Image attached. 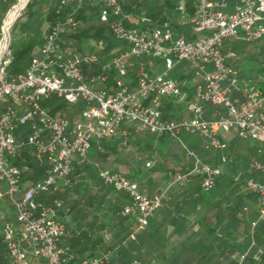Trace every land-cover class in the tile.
Listing matches in <instances>:
<instances>
[{
    "label": "built area",
    "instance_id": "built-area-1",
    "mask_svg": "<svg viewBox=\"0 0 264 264\" xmlns=\"http://www.w3.org/2000/svg\"><path fill=\"white\" fill-rule=\"evenodd\" d=\"M85 2L100 5L99 21L108 25L112 38L123 46L110 61L100 63L95 53L64 55L59 41L67 28L76 27L75 10L43 32L39 55L32 58L23 74L11 79L7 76L6 68L13 60L10 42L0 55V204L9 201L15 213L12 221L2 226L10 264L109 263L111 252L74 261L70 247L62 243L65 226L58 218L65 203L57 198L46 203L43 198L70 187L74 160L84 159L92 143L113 138L122 124H134L156 136L198 135L205 138L206 149L225 150L221 135L232 131L239 139H251L264 147V90L241 77L231 63L236 59L234 50L223 51L227 39L241 37L246 43L264 40V0H193L190 17L180 4L174 11L182 24L191 26L189 38H175L168 22L156 25L149 17H133L123 10L120 0H60L59 8L73 3L76 9ZM133 20L140 26H130ZM140 57L161 61L162 71L152 74L140 65L135 89L120 79L113 93L97 88L112 70L125 77L132 59ZM182 62H189L197 76L203 75L204 84L194 89L190 100H186L178 80L169 75ZM83 66H96L98 73L86 78ZM205 66L211 71L205 72ZM49 94L70 104L85 103L72 126L41 107V100ZM162 98L187 101L189 117L164 121ZM204 104L220 108L222 113L204 117ZM19 125L25 126L24 135L16 133ZM26 148L44 157L48 166L44 178L24 181L21 170L13 164ZM251 168L254 175L247 180L246 189L258 195L259 203L253 229L264 220V159L252 160ZM219 175L218 168L201 166L204 192L215 188ZM98 177L103 185L128 196L129 202L119 214L134 219L130 238L135 239L162 208L164 195H149L137 182L109 169L100 170ZM244 257L239 256L240 260ZM259 259L260 251L253 255L254 261Z\"/></svg>",
    "mask_w": 264,
    "mask_h": 264
},
{
    "label": "crops",
    "instance_id": "crops-1",
    "mask_svg": "<svg viewBox=\"0 0 264 264\" xmlns=\"http://www.w3.org/2000/svg\"><path fill=\"white\" fill-rule=\"evenodd\" d=\"M157 2L158 6L162 4V0ZM169 20L181 30L174 28L173 36L192 37L191 26L182 24L176 14ZM24 22L28 24L29 20ZM128 24L140 26L134 20ZM223 47L228 48L225 43ZM142 65L152 74L162 71V62L157 59L147 58ZM232 65L242 74L243 64L237 66L235 59ZM204 71L211 68L205 66ZM169 75L178 80L186 100L204 84L203 75L197 76L189 62L180 63ZM186 102L162 98V119L186 120ZM219 113L220 108L203 105L204 117ZM164 114L169 120L163 118ZM221 138L227 148L213 150L206 149L205 138L187 132L176 137L156 136L134 124L120 125L113 138L90 145L86 159L78 162L74 183L61 189L69 196L66 208L58 214L65 226L62 243L70 246L77 262L107 251L111 252L108 264H248V258L259 249L261 261L253 264H264V228L260 222L253 229L249 225L257 221L258 199L244 190L246 181L254 175L250 161L259 154L260 146L238 142L233 131L223 133ZM148 162L150 166H146ZM203 164L220 171L210 192H204L200 185ZM103 169L137 182L149 195H164L162 208L135 239L130 238L134 219L119 214L129 198L102 184L98 173ZM244 254L246 259L240 263L238 258Z\"/></svg>",
    "mask_w": 264,
    "mask_h": 264
},
{
    "label": "trees",
    "instance_id": "trees-1",
    "mask_svg": "<svg viewBox=\"0 0 264 264\" xmlns=\"http://www.w3.org/2000/svg\"><path fill=\"white\" fill-rule=\"evenodd\" d=\"M120 1L122 3L123 10L126 13L130 14V12L133 11L132 15L137 14L136 16H140V14L143 13V16L149 17L156 25H162L164 22H168L172 30L174 31L175 28L178 32L181 31L180 27L170 22V15L168 14L169 11L176 9L180 4H182L188 15L193 14V7L191 4L193 0H162V4L159 6L157 5L158 0L150 2L147 0ZM13 2L14 0L0 1V24ZM59 2L60 0H28L25 6V20H29V23L16 22L12 27L13 39H11L10 48L13 52V60L6 68V73L9 79L25 72L32 58L36 56L38 49L42 45V33L47 31V29L56 22H62L67 15L73 12V10H75L74 18L76 27L67 28L61 35L59 41L60 48L66 57L81 55L85 52L95 53L98 56L99 62L105 63L117 55L120 48H123V46L115 41L110 35L108 25L99 21L98 13L100 5L98 3L85 2L75 9L73 3H69L66 7L59 8ZM24 5L25 3L23 6ZM58 9L59 14L56 13ZM37 17L40 21L35 19ZM7 41L8 37L6 38V43ZM242 42L243 40L241 37L235 39L232 41V44H226L228 48L223 47V51L230 48L231 50H235L239 53V51H242ZM146 59L147 57L132 59V67L128 68L127 75L123 78H120L114 70L110 71L106 74L107 79L104 82L97 83V88L113 93L116 89V81L120 79L124 84L128 85L130 89H135L137 85L139 67L144 61H146ZM82 69L86 78L95 76L98 73L96 66H83ZM247 80L254 84V81L250 78ZM256 83L258 85L257 87L264 90L262 82L257 80ZM40 105L44 110H46L48 115L53 118L66 119L70 126L74 124L82 110L85 108V103L83 101L70 104L64 98L58 97L54 94H49L43 98ZM2 108L3 106H0V110ZM163 118L165 120H169L166 114H164ZM16 133L18 135H24L26 133L25 126L19 125ZM253 153H256V151L254 150ZM259 158L264 159V147H262L261 153L252 157L251 161L255 159L259 160ZM85 159L86 157L84 159L77 158L74 160V170L69 177L71 183H74L73 176H75L78 172V162H83ZM12 162L21 170L23 180L29 182H34L44 178L48 168L44 157L37 155L29 148L23 149L19 156ZM249 193H252V195L254 194L258 199V195L256 193L250 191ZM68 197L67 192L60 190L54 195L44 197L43 199L46 203H49L53 199L57 198L63 200L64 203L67 204ZM13 211V207L9 201L5 200L0 204V215L4 217L5 221H12ZM259 222L262 224L260 226L264 228V220ZM259 222H257L254 228L259 225ZM249 225L251 227V223ZM2 226L3 223L0 221V264H10V255L4 241ZM72 255L74 257L73 260L77 262L73 253ZM253 261L254 260L250 256L247 263L253 264Z\"/></svg>",
    "mask_w": 264,
    "mask_h": 264
},
{
    "label": "rangeland",
    "instance_id": "rangeland-1",
    "mask_svg": "<svg viewBox=\"0 0 264 264\" xmlns=\"http://www.w3.org/2000/svg\"><path fill=\"white\" fill-rule=\"evenodd\" d=\"M0 1H2V0H0ZM18 2H19V0H14L13 4L10 6V8L7 11L3 21L0 24V40L1 41H2V39H1L2 38V32H3L2 26L4 25V23L8 19H10L12 17L13 11L15 10L16 6L18 5ZM27 2H28V0H26L25 5L20 10L19 15L17 13V16H16L17 18L16 17H15L16 19L14 18L15 21L13 20L14 22L12 21L13 23H11V26H10V29H9V33H8V36H7L8 37V42H11V39H13V37H12V27H13V25L16 22L20 23V22H24L25 21V18H26L25 6H26ZM168 14L171 15V16L173 14H176L178 16L179 20H180V15L175 13L174 11H171ZM174 37L176 38L177 36L175 35ZM233 40L234 39H227V40L224 41V43L225 44H229V43L232 44ZM1 41H0V43H1ZM242 44H243V46H242V51L241 52L239 51V53H238L237 51L234 50L236 52V65L238 66V65L243 64V65H241L242 66L241 69L244 70V69L248 68V70L247 71H243L242 70V74H240V75L241 76L243 75V77L246 78V79L250 78L251 80H253L254 81V85H256V86H258L257 83H256L257 80L262 82L263 86H264V40H261V41L255 42V43H246L245 41H243ZM85 53H88V52H85ZM183 64H185V63H183ZM248 73H249V77H246V74H248ZM180 102H183V101H180ZM238 142L245 143V144H247L248 146H251V147H254L255 144L257 143V142H255L254 140H251V139L245 140V139H239V138H238ZM257 145H259V144L257 143ZM260 147H261V145H260ZM259 161L262 162L263 160H259ZM244 187H245L244 190L248 191L246 189V183H245ZM7 212H8V210H7ZM13 216H15L14 211H13ZM0 221L2 223L5 222V219H4V217L2 215H0ZM253 222H256V221H253ZM253 222H251V223H253ZM258 251H260V259L258 261V262H260L261 261L262 251L259 250V249L257 250V252ZM257 252H255L254 254H256ZM103 253H105V252H103ZM253 255L251 256L252 259H253ZM238 259L237 260L240 263H242L245 260V257H244L243 260H240V258H238ZM109 262H110V260H109Z\"/></svg>",
    "mask_w": 264,
    "mask_h": 264
},
{
    "label": "bare ground",
    "instance_id": "bare-ground-1",
    "mask_svg": "<svg viewBox=\"0 0 264 264\" xmlns=\"http://www.w3.org/2000/svg\"><path fill=\"white\" fill-rule=\"evenodd\" d=\"M25 1L26 0H19L18 5L16 6L15 10L13 11L12 17L10 19H8L3 25V32H2V36L3 37H2V41L0 43V55L2 54L3 49H4L5 45H6V38H7V35L9 33V29H10L11 23H13L14 22L13 20H15L17 18L16 17L17 13L20 12V10L22 9V6L25 3Z\"/></svg>",
    "mask_w": 264,
    "mask_h": 264
},
{
    "label": "water",
    "instance_id": "water-1",
    "mask_svg": "<svg viewBox=\"0 0 264 264\" xmlns=\"http://www.w3.org/2000/svg\"><path fill=\"white\" fill-rule=\"evenodd\" d=\"M18 15H19V12H18ZM15 21V20H14Z\"/></svg>",
    "mask_w": 264,
    "mask_h": 264
}]
</instances>
